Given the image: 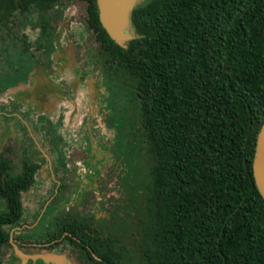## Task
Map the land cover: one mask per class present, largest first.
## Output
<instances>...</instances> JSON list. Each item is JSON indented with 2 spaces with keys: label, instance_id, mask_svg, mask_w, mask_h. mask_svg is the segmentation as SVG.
Here are the masks:
<instances>
[{
  "label": "trees",
  "instance_id": "obj_1",
  "mask_svg": "<svg viewBox=\"0 0 264 264\" xmlns=\"http://www.w3.org/2000/svg\"><path fill=\"white\" fill-rule=\"evenodd\" d=\"M85 1L98 42L90 67L99 69L115 135L102 148L124 168L129 204L115 200L100 218L74 209L73 196L86 192L73 180L66 194L77 169L67 167L58 122L52 151L64 177L48 215L62 219L49 241L68 242L82 264H264V197L254 174L264 126V0H145L133 11L136 39L127 48L103 27L97 0ZM64 2L0 0V94L29 83V25L39 33L36 49L55 50ZM12 155L0 153V264L13 240L32 241L13 231L27 224V196L43 183L25 149ZM125 208L134 213L124 216Z\"/></svg>",
  "mask_w": 264,
  "mask_h": 264
},
{
  "label": "flooded vegetation",
  "instance_id": "obj_2",
  "mask_svg": "<svg viewBox=\"0 0 264 264\" xmlns=\"http://www.w3.org/2000/svg\"><path fill=\"white\" fill-rule=\"evenodd\" d=\"M81 1L87 4V20L85 23L71 21L69 29L66 27V24L70 17L73 16L71 13L73 1L65 0L62 10L60 7L56 10L59 14V18L53 23V35L56 40L55 50H53L52 54H49V56H47L49 53L48 49H36L35 41L39 34L36 29L30 28V25L24 29L25 34L31 37L30 41L35 47H33V49H35V63L33 65V70L29 74V83H22L18 87L0 94V128H2L0 131V153L11 148L13 149L12 157L14 154L20 157L22 149H25L31 157L42 166L39 175L43 183L40 185L39 191L44 190L46 193H51V201L47 202L42 207L39 203L37 207H32L33 212L30 213L28 211L27 213V224L17 227L13 231V233L17 235L26 233L33 238L31 242L25 237L15 239V241L19 242L21 245L32 246L35 249L45 251L48 250L44 253L45 255H38L34 258L29 257L23 260L24 262L22 263L25 264L62 263L58 260V257L64 260V264H72L69 256L73 255L76 258V256L68 250V242L64 245L62 239L49 241L51 238L50 236L55 234V230H57L54 222L58 220V218L62 219V217L48 214L50 212V206H56L58 203L55 199L57 195L56 192L60 189L59 183L64 175L62 172L63 170L60 168L62 175H60L56 183L47 182L42 177L41 170L44 167V163L37 161L36 157H34L25 146L26 140L33 143L34 139L31 135V131H40V133L42 131L44 135H48L50 137L52 149L54 141L50 130L54 128L56 123L62 122V129H59L58 133L62 137L64 141L63 144L68 151L66 156L67 167L71 168L70 166L73 164L68 158L70 157L71 151L75 148L85 150L89 153V161L87 160L84 162L87 169H93L97 167V165L100 166L96 169L95 174H93L94 176H101V172H103L104 169L102 166L104 161L96 163L93 161L97 160L95 154V152H97L96 148H102L103 145H105V143H103L105 136L111 133L106 126V120L111 117L112 111L107 109V101L104 100L106 91L101 87L99 69L96 66L93 68L90 67L93 57H89V52L98 44L96 40L97 34L90 28L89 20L91 16L89 3L85 0ZM90 32L95 35L93 42L89 40ZM84 45L87 46V49L83 67L74 50ZM90 88L94 89L95 93L98 95L96 104L98 110L94 117L90 116L88 110V107L90 109L93 106L92 97L87 93V90ZM58 93L66 100L78 102L77 106L80 116L76 121L72 122V120H70L73 109L66 100L59 104L54 110L49 108L51 103L55 101L53 96L56 97L59 95ZM25 94H28L29 97L22 99L21 97ZM4 97L8 99L7 102L1 101ZM102 150L104 149L102 148ZM7 154H9V152ZM44 161L48 162V158L45 157ZM73 167L77 169V172L81 169L79 166ZM65 180L66 191L68 177H66ZM84 192H86L85 197L81 201L77 198L75 205L76 203L89 205L90 199L92 198L87 189H85ZM86 207L87 206L82 207L79 211L86 213ZM66 211L68 213V206L66 207ZM63 218L68 219V216H64ZM29 221L32 222V225H29ZM25 226H27V228H25ZM45 234L48 235V237H43ZM66 234L68 236V232ZM20 247L21 246L18 248L21 249L22 247ZM53 258L57 259L52 260Z\"/></svg>",
  "mask_w": 264,
  "mask_h": 264
},
{
  "label": "rangeland",
  "instance_id": "obj_3",
  "mask_svg": "<svg viewBox=\"0 0 264 264\" xmlns=\"http://www.w3.org/2000/svg\"><path fill=\"white\" fill-rule=\"evenodd\" d=\"M72 1H73V3L71 5L72 6L71 13L73 14V16L70 17V19L68 20V22L66 24V27L68 29H69V24L71 21H76V22L80 21V22L85 23L87 20V12H86L87 4L81 0H72ZM94 39H95V35L90 32V39L89 40L93 42ZM86 49H87V46L84 45L83 47L76 48L74 50L75 54L78 57L80 64L83 67H84ZM95 79H97V78H95ZM88 82H89V80H88ZM87 93L91 95L92 102H93V106L90 109L88 107V110L90 112V116L94 117L95 113L98 110L96 108L98 95L95 93L94 89H92V88L88 89ZM28 97H29V95L25 94L21 98L26 99ZM53 98L55 99V101H54V103H51V105L49 107L51 110L56 109L59 104H61L64 100H66L60 94L57 95L56 97L53 96ZM1 101L7 102L8 99L6 97H4ZM66 101H68L70 103L69 105L73 109L70 120H72V122H74L80 116L79 112H78V106H77L78 102L77 101H70V100H66ZM1 129L2 128H0V131H1ZM31 135L33 136V139H34L33 143H30L26 140L25 146L29 149L30 153L32 155H34V157H36L37 161L44 163V167L41 170L42 177L47 182L56 183L58 181V178L60 177V175H62V173H61V169L57 163L58 157L56 156V154H54V152L51 149L50 137L48 135H44L42 131H41V133H40V131H31ZM114 137H115V135L113 133L106 135L103 143H105V145L109 146V147L113 146L114 141H115ZM8 140H10V139H8ZM96 149H97V152H95V154H96L97 160H95L93 162L96 163V162H103L104 161L103 162L104 164L102 165L104 168L103 172H101V176H98V177L94 176L93 174H95V171L99 165H97V167H95L93 169L92 168L87 169V167H85V165H84V162L87 161L90 157L89 153H87L85 150H81V149L79 150V149H75V148L73 149V151H71L70 157L68 158V160L73 162V164H71L70 169H73L74 168L73 166H76V167L79 166V167H81V169H79V171L76 174H72V175L70 174L69 175L66 193L68 194L71 192V190H72L71 186L73 184V180L74 181L80 180L81 191H83V190L85 191V189H87L89 191L88 193H90V196L92 199H90L91 201H90L89 205H86L84 203H80V204L76 203V205H74V209L79 211L80 209H82V207L87 206L85 208L86 209L85 211L88 214V216L89 215L92 216L93 213H96L97 218H100V217H108L110 215V211L113 210V204H114L115 200H119V202H121L120 204L122 206H124V205L128 206L129 199L126 196L124 189L121 188L123 182L120 179L123 175L122 170L124 168L121 165H118V163L115 161V157L113 156V154L111 152H107V150H102L101 147L96 148ZM18 157L19 156H17V154H14L13 159H18ZM45 157L48 158V162L44 161ZM86 198H88V197H86ZM73 200H75V201L77 200L76 195L73 196ZM49 201H51V193L50 192L46 193L44 190H42V191L38 190L36 193L30 194L27 196V199H26V206L28 209L27 211L32 213L33 212L32 207H34V206L37 207L38 203L42 207L43 205H45ZM102 201L104 202V204H103L104 206H102V204H98V203H102ZM134 206L137 207V209H138V205L134 204ZM130 210L132 213H134L132 211V209L125 208V210L122 212V214L125 216L128 212H130ZM112 221L113 220L111 219L110 222L106 225L107 231L113 229V226H112L113 222ZM29 225H32L31 221H29ZM29 225H27V226H29ZM27 226H25V228H27ZM17 246L22 247L20 250L25 256L32 257V258L37 257L38 255H40V256L45 255L44 253H46L48 251V250L45 251V250L35 249L32 246H27V245H23V244L21 245L19 242L13 240L12 246L9 247L5 251V254H4L5 264H25V263H22V262H24L23 261L24 259H22L23 257L18 258V256H16V253H17L16 247ZM69 258L71 259L70 262L72 264H80L73 255H70ZM55 259H57V258H53L52 260H55ZM58 260L60 262H62L59 264H64V262H63L64 260L61 257H58ZM49 261H50V259H49Z\"/></svg>",
  "mask_w": 264,
  "mask_h": 264
},
{
  "label": "water",
  "instance_id": "obj_4",
  "mask_svg": "<svg viewBox=\"0 0 264 264\" xmlns=\"http://www.w3.org/2000/svg\"><path fill=\"white\" fill-rule=\"evenodd\" d=\"M101 22L112 40L118 45L127 48V44L136 39L132 28L133 11L144 0H97ZM254 174L257 185L264 197V126L259 134L257 150L254 162ZM17 256L26 260L21 250L16 247Z\"/></svg>",
  "mask_w": 264,
  "mask_h": 264
}]
</instances>
